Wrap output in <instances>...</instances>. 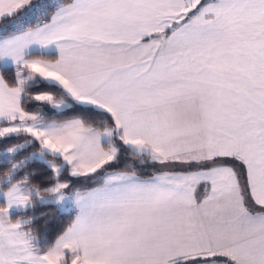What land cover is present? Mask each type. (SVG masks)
I'll return each mask as SVG.
<instances>
[{"label": "snow or ice", "instance_id": "1", "mask_svg": "<svg viewBox=\"0 0 264 264\" xmlns=\"http://www.w3.org/2000/svg\"><path fill=\"white\" fill-rule=\"evenodd\" d=\"M0 264H264V0H0Z\"/></svg>", "mask_w": 264, "mask_h": 264}, {"label": "trees", "instance_id": "2", "mask_svg": "<svg viewBox=\"0 0 264 264\" xmlns=\"http://www.w3.org/2000/svg\"><path fill=\"white\" fill-rule=\"evenodd\" d=\"M150 173H145V175ZM79 186V185H78ZM46 211L48 213L46 220L48 223V230L50 238L54 239L55 236L62 231V229L69 223L68 218L65 216L63 219H60L56 216L55 212L50 209H39L37 210V215L40 214V212ZM43 221L41 222V227L43 226Z\"/></svg>", "mask_w": 264, "mask_h": 264}, {"label": "rangeland", "instance_id": "3", "mask_svg": "<svg viewBox=\"0 0 264 264\" xmlns=\"http://www.w3.org/2000/svg\"><path fill=\"white\" fill-rule=\"evenodd\" d=\"M82 179H84V178H82Z\"/></svg>", "mask_w": 264, "mask_h": 264}]
</instances>
